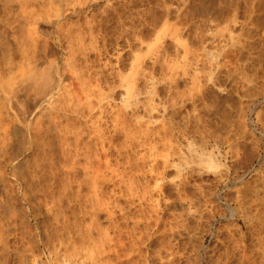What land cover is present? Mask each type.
Instances as JSON below:
<instances>
[{"label": "rangeland", "instance_id": "rangeland-1", "mask_svg": "<svg viewBox=\"0 0 264 264\" xmlns=\"http://www.w3.org/2000/svg\"><path fill=\"white\" fill-rule=\"evenodd\" d=\"M240 1L241 9L230 12L238 21L231 24H208L200 0L174 2L187 8L184 24L178 25L182 35L172 36L176 27L167 29L161 23L91 28L72 16L74 0H0V264L226 261L233 251L235 224L218 200V171L229 172L237 140H260L264 133V0H248L246 5ZM143 2L139 9L151 15L163 0ZM243 17L247 23H239ZM73 66L97 78L93 85H83L85 90L75 84L84 95L91 94L83 96V103L92 105L96 116L91 121L102 127V139L85 137L91 123L87 118L39 100L41 83L58 80L65 70L70 76ZM131 75L137 82L128 89L138 95L126 108L120 94L127 85L121 86V80ZM121 112L128 117L126 126L114 123ZM55 114L61 120L56 121ZM60 123L83 128V142L93 153L100 151L103 141L106 159L99 165L95 154L91 160L83 153L78 157L75 137L71 148L62 145ZM123 127L129 128L126 133ZM258 164L259 160L246 180ZM88 197L112 217L106 239L91 246L83 244L81 235L90 224L84 213L94 203ZM64 228L72 238L66 239V231L62 236ZM60 235L70 241L65 243L71 245L68 253L77 252L75 263L63 262V255L59 263L52 262L49 252L53 244L59 245ZM65 246H57V251L62 254Z\"/></svg>", "mask_w": 264, "mask_h": 264}, {"label": "bare ground", "instance_id": "bare-ground-1", "mask_svg": "<svg viewBox=\"0 0 264 264\" xmlns=\"http://www.w3.org/2000/svg\"><path fill=\"white\" fill-rule=\"evenodd\" d=\"M144 0H117L116 2H114V0H74V5H73V15H75V17L77 18V20L79 22H83L87 25H89L91 28L94 27H98V26H111L112 23H116L118 25H132V26H138V27H146V24H153L151 25L152 27L157 24H163L167 26V29L169 28L168 26L173 29V31L171 32L172 36H180L182 35V33L179 30L178 25L181 26V24H184L183 22V12L186 10L187 7H184L180 4L174 6V2L179 1V0H163V3L161 5V7H159V10L154 11L151 15H148V13L145 11L141 12L140 6L143 5ZM186 1H193V0H186ZM199 1V0H198ZM201 2L199 4H201L202 10L205 13V21L208 24H213V23H226V24H231L233 22H237L238 20L236 19L237 17H233V14H231L230 12L235 10H239L241 9V1L240 0H235V1H229V0H200ZM263 1V0H262ZM149 2V1H148ZM244 5L247 4L248 0H244ZM259 2V1H258ZM261 2V0H260ZM110 3V4H109ZM243 3V2H242ZM191 4V3H190ZM187 5V4H186ZM146 6V5H145ZM173 6V7H172ZM252 6V5H251ZM142 8V6H141ZM185 8V10H184ZM100 9V10H99ZM93 11H101L100 15H96ZM246 12V11H245ZM203 13V14H204ZM238 15V13H237ZM243 15V14H242ZM236 16V15H235ZM201 17V16H200ZM251 17V16H250ZM249 18V17H247ZM74 19V18H73ZM239 23L240 22H248V20L246 18L243 17L239 18ZM237 20V21H236ZM78 22V24H79ZM246 22V23H247ZM187 23V22H186ZM82 25V23H81ZM86 25V26H87ZM113 25V24H112ZM117 25V26H118ZM150 26V25H148ZM235 26V25H234ZM88 27V26H87ZM112 27V26H111ZM178 27V28H177ZM90 28V29H91ZM144 28V27H143ZM110 29V28H109ZM166 29V30H167ZM92 30V29H91ZM111 31V30H110ZM183 31V30H182ZM151 32V31H150ZM120 33V32H119ZM142 33V32H141ZM167 32H164L163 35H167ZM161 35V34H160ZM159 35V38H160ZM162 35V36H163ZM200 37V36H199ZM120 38V37H119ZM149 38V37H148ZM184 40V39H183ZM247 40V39H246ZM25 41V40H24ZM62 41V40H61ZM75 41V40H74ZM32 42V40H31ZM206 43V42H205ZM183 46V45H182ZM69 48V47H67ZM130 48V47H129ZM31 52V51H30ZM211 52V51H210ZM218 52V51H217ZM9 53V52H8ZM189 54V52H188ZM229 55V53H228ZM177 56V55H176ZM229 57V56H228ZM83 58V57H82ZM28 59V57H27ZM248 59V58H247ZM252 59V58H251ZM250 59V60H251ZM69 60V59H68ZM71 60V59H70ZM155 62V61H154ZM161 62V61H160ZM174 62V61H173ZM9 63V62H8ZM71 63H69L70 65ZM174 64V63H173ZM191 64V63H189ZM260 64V63H259ZM35 67V65H34ZM66 67V66H65ZM85 67V66H84ZM250 67V66H249ZM82 68V67H81ZM91 68V67H90ZM89 68V69H90ZM168 68V67H167ZM87 69V70H89ZM93 69V68H91ZM101 72V69H99ZM98 70V71H99ZM45 71V70H44ZM67 70L63 71L61 73V76L59 77L58 80L52 82V81H47L46 79L44 80V82L41 83V87L40 90L41 92H38L39 95L41 93L42 97L39 100L42 102H48L49 104L53 105L54 108H56L57 110H66L67 111H73L77 114H79L81 117L87 118L86 121L87 122H91L90 126H85L87 127V135L85 137L89 136L90 137L94 136L97 138L102 139L103 138V130L102 127L100 126V124L95 125L94 126V122H92V118H94V115L92 113L94 109H92V105L90 107V105H85L84 106V99L83 96L85 98L89 97L90 95L88 93H85V95L88 94V96L84 95V92L82 91V89H80L78 87V85H89L92 84L94 82L97 81L93 79L94 76H88L86 77V73H79L77 71V68H75L73 66L72 70L70 69V76L68 77L66 73H68ZM84 71V70H83ZM82 71V72H83ZM90 71V70H89ZM33 72V70H32ZM37 72V71H36ZM85 72H87L85 70ZM92 72V71H91ZM213 72V71H212ZM227 72V71H226ZM96 73V71H95ZM94 73V74H95ZM98 73V72H97ZM119 73V72H118ZM194 73V72H193ZM99 74V73H98ZM103 74V73H101ZM100 74V77H101ZM165 74V73H164ZM224 75V74H223ZM2 76V75H1ZM44 76V75H43ZM103 76V75H102ZM197 76V75H196ZM48 77V76H47ZM99 77V75L97 76ZM99 77V80H100ZM107 77V76H106ZM26 78V77H25ZM44 78V77H43ZM104 78V77H103ZM153 78V77H152ZM41 79V78H40ZM49 79V78H48ZM102 79V78H101ZM150 79V78H149ZM192 79V78H191ZM43 80V79H42ZM108 81V80H107ZM106 81V83H107ZM111 81V80H110ZM14 82V81H13ZM78 82V83H77ZM99 82V81H98ZM103 82V80H102ZM105 82V81H104ZM103 82V83H104ZM137 82V78H135V75H131L128 76L127 79L123 78L121 80V86L127 85L126 86V92H123L122 94H120L121 97V101H123L125 107H130L134 104V102H136L135 100L133 101V99H135V95L137 94V91L133 94L131 93V91L128 89L129 87H131V85L136 84ZM75 83H77L78 85H76ZM145 83V82H144ZM33 84V83H32ZM192 84V83H191ZM1 85V84H0ZM30 85V84H29ZM87 85V87H88ZM107 85V84H106ZM83 86V87H84ZM91 86V85H90ZM102 86V85H101ZM113 86V85H112ZM147 86V85H146ZM18 87V86H17ZM21 87V86H20ZM30 87V86H29ZM68 87L70 88L68 90ZM139 87V86H138ZM90 88V87H89ZM95 88V87H94ZM6 89V88H5ZM108 89V88H107ZM117 89V87H113V92L115 93V90ZM39 90V88H38ZM85 90V87H84ZM96 90V88H95ZM111 90V89H110ZM33 91V90H32ZM89 91V90H88ZM99 91V90H97ZM95 91V93L97 92ZM91 92V91H90ZM118 92V90L116 91ZM143 92V91H142ZM155 92V91H154ZM37 93V95H38ZM101 93V92H100ZM99 93V94H100ZM169 93V92H168ZM18 94V93H17ZM98 94V92H97ZM176 94V93H175ZM15 95V94H14ZM40 95V96H41ZM101 95V94H100ZM102 94L100 98H103ZM118 95V93H117ZM138 95V94H137ZM136 95V96H137ZM92 96H93V91H92ZM91 96V97H92ZM99 96V95H98ZM107 96V95H106ZM157 96V95H156ZM255 96V95H254ZM30 97V96H29ZM94 97V96H93ZM172 97V96H171ZM256 97V96H255ZM20 98V97H19ZM90 98V97H89ZM88 98V99H89ZM88 99L86 101H88ZM173 99V98H172ZM190 99V98H189ZM10 100V99H9ZM91 100V99H90ZM100 100V99H99ZM97 99V101H99ZM137 100V99H136ZM148 100V99H147ZM16 101V100H15ZM73 101V102H72ZM75 101L78 103L77 105H75ZM96 101V102H97ZM149 101V100H148ZM70 102V103H69ZM92 102V101H91ZM141 102V101H140ZM60 103H63L64 105L61 107ZM100 102H98L99 104ZM24 104V103H23ZM69 104H71V106H68ZM93 104V103H92ZM97 104V105H98ZM137 105V104H136ZM139 105V104H138ZM137 105V106H138ZM21 106V105H20ZM27 106V105H26ZM33 106V105H32ZM102 106V103H101ZM100 105H98V108L100 107ZM149 106V105H147ZM3 107V106H2ZM47 107V106H46ZM94 107V106H93ZM135 108V107H134ZM151 108V107H150ZM153 108V107H152ZM30 109V108H29ZM122 109V108H121ZM32 109L29 110V112ZM149 110V109H148ZM155 110V109H154ZM46 111V110H45ZM28 112V111H27ZM32 112V111H31ZM50 112V111H49ZM58 112V111H57ZM127 112V111H126ZM126 112H121L118 113V115H116L117 117L115 118V122H117L118 125L120 124H125L124 122H126ZM38 113V112H37ZM46 113H48L46 111ZM64 113V112H63ZM31 114V113H29ZM51 114V113H50ZM57 114V113H56ZM56 114L54 115V119L56 121H59L57 119L58 116H56ZM138 114V113H137ZM194 115V114H193ZM63 116V114H62ZM189 116V115H188ZM39 117V116H37ZM45 117V116H44ZM51 117V116H50ZM49 117V118H50ZM65 117V116H64ZM98 118V117H97ZM238 118V117H237ZM32 119V118H31ZM53 119V117H52ZM67 119V117L65 118ZM242 119V118H241ZM52 120V121H55ZM61 120V118H60ZM74 120V118H73ZM31 121L33 120H29L30 124ZM38 121V120H37ZM55 121V122H56ZM240 121V120H239ZM36 123V122H35ZM57 123V122H56ZM59 123V122H58ZM61 124V123H60ZM127 124V123H126ZM147 124V123H146ZM185 124V123H184ZM39 125V124H38ZM63 124H61L62 126ZM68 125V124H67ZM66 125V126H67ZM109 125V124H108ZM116 125V124H114ZM128 125V124H127ZM30 126V125H29ZM37 126V125H35ZM40 126V125H39ZM54 126V125H53ZM59 126V125H58ZM94 126V127H93ZM122 126V125H121ZM126 126V125H124ZM136 126V125H135ZM146 126V125H145ZM263 128H264V123L262 124ZM34 127V125H33ZM62 126L59 130L60 133L62 131V140L61 143L62 145H72L73 143L71 142V137H75L76 141V155L78 156L79 154L83 153V157L84 155L87 156V159L85 160H91L92 157L94 158V156H92L93 154H95L98 158V164L100 162V159H106L107 157V153H105V149H104V145H103V141H102V148H100V151L98 153H93V148H91V146H89L86 142H83V134H84V130L83 128L80 127L79 128H75V127H64ZM84 127V128H86ZM117 127V126H116ZM115 127V128H116ZM130 127V126H129ZM156 127V126H155ZM217 127V126H216ZM49 128V127H48ZM125 128V127H123ZM128 128V127H126ZM124 129L127 130V129ZM215 128V127H214ZM40 129V128H39ZM38 129V130H39ZM42 129V128H41ZM82 129V130H81ZM129 129V128H128ZM31 130V129H30ZM53 130V129H52ZM105 130V129H104ZM117 130V129H116ZM34 131V130H33ZM56 131V130H55ZM106 131V130H105ZM123 131V132H124ZM130 131V130H129ZM135 131V130H134ZM142 131V130H141ZM119 132V131H118ZM139 132V131H138ZM236 132V131H235ZM107 133V132H106ZM109 133V132H108ZM126 133V131H125ZM128 133V132H127ZM133 133V132H132ZM121 134V133H120ZM131 134V132L129 133ZM140 135V134H139ZM262 139H254L253 137L251 139H247L244 138L242 140H237L235 142L236 146L235 151L232 150L233 152L231 153V159H232V164L229 168V172L227 174L224 173V170L221 169L218 171V176H219V185H220V192L218 193V200L220 202V205L224 208V211H226L228 213L229 218L232 220V222L235 224L232 230V237H233V242H232V238L231 240V246H233L231 250H233L232 252H230V256L226 259H224V261L226 262H222L224 257H221L223 255H221L220 259H222V261H220V259L218 261L222 262L223 264H264V133L262 134ZM44 136V134H43ZM132 136V135H130ZM148 136V135H147ZM250 136V135H249ZM248 136V137H249ZM32 137V136H31ZM129 137V135H128ZM119 138V137H118ZM161 138V137H160ZM42 139V138H41ZM105 139V138H104ZM126 139V138H125ZM142 139V138H141ZM147 139V138H146ZM129 140V139H128ZM138 140V139H137ZM161 140V139H160ZM184 140V139H183ZM262 140V141H261ZM94 141V139H93ZM106 141V140H105ZM134 141V140H133ZM53 142V141H52ZM97 142V141H95ZM110 143V141H107ZM136 142V141H135ZM141 142V141H140ZM39 143V142H38ZM72 143V144H71ZM111 144V143H110ZM139 144V143H138ZM187 144V143H186ZM233 144V143H232ZM234 144V145H235ZM44 145V143H43ZM74 145V144H73ZM142 145V144H141ZM172 145V144H171ZM231 145V144H230ZM55 146V145H54ZM119 146V145H118ZM189 146V145H188ZM64 147V146H62ZM68 147V146H67ZM111 147V145H110ZM171 147V146H170ZM175 147V146H174ZM66 148V147H65ZM71 148V147H70ZM116 148V146H115ZM110 149V148H109ZM174 149V148H173ZM183 149V148H182ZM70 150V149H69ZM178 150V149H177ZM38 151V150H37ZM42 151V150H41ZM55 151V150H54ZM107 151V150H106ZM72 152V151H71ZM178 152V151H177ZM64 153V152H63ZM129 153V152H128ZM180 153V152H179ZM226 153V151H225ZM32 154V153H31ZM33 155V154H32ZM128 155V154H127ZM207 155V154H206ZM43 156V155H42ZM92 156V157H91ZM113 156V155H112ZM69 157V155H68ZM71 157V156H70ZM69 157V158H70ZM79 157V156H78ZM126 157V156H125ZM77 158V157H75ZM86 158V157H85ZM132 158V157H131ZM66 159V158H65ZM78 159V158H77ZM117 159V158H116ZM32 160V159H31ZM72 160V159H71ZM97 159H95L94 162L97 163L96 161ZM108 160V159H107ZM203 160V159H202ZM259 160V164L257 165V167H255L253 169L254 171V175L252 177H250V180H246V175L247 173H251L252 172V168L254 166V163ZM53 161V160H52ZM59 161V160H58ZM73 161V160H72ZM70 161V162H72ZM76 161V159L74 160ZM79 161V160H77ZM250 161V162H249ZM31 162V161H30ZM69 162V161H68ZM69 162V163H70ZM91 162V161H90ZM108 162V161H107ZM135 162V161H134ZM33 163V162H32ZM73 163V162H72ZM76 163V162H75ZM80 163V162H77ZM89 163V162H87ZM86 163V165H87ZM95 163V164H96ZM136 163V162H135ZM258 163V162H257ZM67 164V163H65ZM74 165V163H73ZM90 165V163L88 164ZM97 165V164H96ZM100 165V164H99ZM99 165L95 166L94 168H97ZM65 167V166H64ZM89 167H92L89 166ZM87 167V169L89 168ZM113 167V166H112ZM164 167V166H163ZM23 168V167H22ZM100 168V167H99ZM71 169V168H70ZM79 168L75 167V170H77ZM93 169V167L91 168ZM101 169V168H100ZM116 169V167H115ZM72 170V169H71ZM70 170V171H71ZM98 170V169H97ZM122 170V169H121ZM115 171V170H114ZM117 171V170H116ZM138 171V170H137ZM136 171V172H137ZM226 171V170H225ZM101 172V170H100ZM131 172V171H130ZM62 173V172H61ZM75 173V172H74ZM93 173H97L98 177V171H96L94 169ZM162 173V172H161ZM184 173V172H183ZM186 173V172H185ZM24 174V173H23ZM94 174V176H95ZM113 174V173H112ZM68 175V174H67ZM179 175V174H178ZM164 176V175H163ZM181 176V175H180ZM96 177V176H95ZM254 177V178H253ZM25 178V177H24ZM97 178V177H96ZM157 178V177H156ZM155 178V179H156ZM181 178V177H180ZM253 178V182H251V179ZM67 179V178H66ZM100 179V178H97ZM102 179V178H101ZM74 180V179H73ZM72 180V181H73ZM76 181V180H74ZM87 181V180H86ZM91 180L88 179V182H90ZM186 181V180H185ZM83 182V181H82ZM85 182V181H84ZM98 181L95 179L91 182L92 186L95 188V184ZM101 182V181H100ZM186 183V182H185ZM88 184V183H87ZM90 184V183H89ZM119 184V183H118ZM126 184V183H125ZM78 185V184H77ZM76 185V186H77ZM97 185V184H96ZM115 185V184H114ZM174 185V184H173ZM89 186V185H88ZM99 186V185H98ZM224 187H226L224 189ZM82 188V185H81ZM223 188V190H222ZM50 189V188H49ZM72 189V188H71ZM80 189V188H79ZM102 189V188H101ZM94 190V189H93ZM100 190V189H99ZM90 191V190H89ZM104 191V190H103ZM102 191V192H103ZM52 192V190H51ZM50 192V193H51ZM82 192V191H81ZM95 192V191H94ZM183 192V191H182ZM49 193V192H48ZM101 193V192H100ZM143 193V192H142ZM48 195V194H47ZM86 195V194H85ZM81 196V195H80ZM92 197V196H91ZM97 197V196H95ZM107 197V196H106ZM139 197V196H138ZM82 198V197H81ZM89 198V197H88ZM93 198V197H92ZM91 198V199H92ZM140 198V197H139ZM53 199V197H52ZM90 199V198H89ZM89 201H94L93 199ZM98 198L99 204H100V200L102 201V199ZM59 201V200H58ZM87 201V200H86ZM105 201V200H104ZM53 202V201H52ZM51 202V203H52ZM96 201H94V203L92 202L91 208H89L88 210L85 211L84 215L88 216V218L90 219V224L84 228L83 232L82 230H80L82 232V236H83V244H89V246H91L93 243L94 245H97L96 243L98 241H104L107 237V235L110 233V226L109 223L112 220L111 217V212L110 211H105V209L103 210L101 208V206H96L95 204ZM103 204V202H102ZM101 204V205H102ZM116 204V203H115ZM128 204V203H127ZM49 204H47L48 206ZM59 205V202H58ZM88 205V204H87ZM96 206V207H95ZM104 206V205H103ZM130 207V206H129ZM59 208V207H58ZM63 208V207H62ZM61 210V207H60ZM58 210V212L60 211ZM64 210V209H63ZM108 210V209H106ZM76 212V211H75ZM79 212V211H78ZM54 213V212H53ZM57 214V212H56ZM66 214V213H65ZM77 214V213H76ZM75 214V215H76ZM113 214V213H112ZM141 216V215H140ZM223 214H221V217L223 218ZM68 217V216H67ZM76 217V216H75ZM131 217V216H130ZM77 218V217H76ZM86 217H84L85 219ZM139 218V217H137ZM82 219V218H81ZM80 219V220H81ZM123 219V218H122ZM164 219V218H163ZM63 220V219H62ZM142 220V219H141ZM69 222V220H67ZM79 221V220H78ZM87 221V220H85ZM121 221V220H120ZM145 221V220H144ZM65 222V221H64ZM83 223V221H81ZM133 222V221H132ZM71 223V222H70ZM86 223V222H85ZM118 223V222H117ZM63 224V222H62ZM67 225V230L68 232L69 230V226L67 222L65 223ZM84 224V223H83ZM106 224V225H105ZM108 224V225H107ZM162 224V223H161ZM64 225V226H66ZM82 224H80L81 226ZM159 225V224H158ZM182 225V224H181ZM63 226V227H64ZM230 226V225H229ZM59 227V224L58 226ZM64 228V230L62 231H66ZM71 228V227H70ZM81 228H83L81 226ZM80 228V229H81ZM178 228V227H177ZM86 229V232H84ZM54 230V229H53ZM72 230V228H71ZM119 230V229H118ZM173 230V229H172ZM51 231V230H50ZM133 231V230H132ZM53 232V231H52ZM66 231V239H67V235L70 233H68ZM120 232V231H119ZM138 232V231H137ZM65 233V232H64ZM68 233V234H67ZM60 234V233H59ZM56 235V234H55ZM228 235V234H227ZM63 236V233H62ZM71 237L68 235V238ZM119 237V235H118ZM49 238V237H48ZM47 238V239H48ZM54 238V236H53ZM57 238V237H56ZM61 238V235H60ZM59 238V239H60ZM72 238V237H71ZM97 238V239H95ZM109 238V237H108ZM117 238V237H116ZM58 239L59 245H54L52 248L54 250H51L49 253L52 254V259L54 261L52 262H60V257L62 259L63 255V262L65 261H69L71 263H75L76 261V257H77V252L72 250V253H68V251L70 250L68 248V245L65 244L67 243L65 237L61 238L60 240ZM103 239V240H102ZM174 239V238H173ZM56 240V239H55ZM54 240V241H55ZM73 240V239H72ZM110 240V238H109ZM48 241V240H46ZM51 241V240H50ZM167 241V240H166ZM56 243H58L57 241H55ZM70 242V241H69ZM74 242V241H73ZM81 242V241H80ZM48 243V242H47ZM129 243V242H128ZM134 243V242H133ZM165 243V242H164ZM169 243V242H168ZM51 244V243H50ZM69 244V243H68ZM72 244V243H71ZM158 244V243H157ZM62 245H66L65 247H63V249L61 248V250L63 251L62 254H60V251H57L59 247H61ZM78 245V244H77ZM104 245V244H103ZM135 245V244H134ZM151 245V244H150ZM59 246V247H57ZM230 246V247H231ZM74 247V246H72ZM76 247V246H75ZM97 247V246H96ZM105 247V246H104ZM108 247V246H107ZM223 247V246H221ZM229 247V246H228ZM78 248V247H77ZM110 248V247H109ZM118 248V247H117ZM69 249V250H68ZM80 249V248H79ZM82 249V248H81ZM98 249V248H97ZM226 249V248H225ZM76 250V249H74ZM153 250V248H152ZM159 250V249H158ZM222 249H220L221 251ZM107 251V250H106ZM228 251V250H227ZM108 253V252H107ZM101 254V253H100ZM221 254H223V252L221 251ZM98 255V254H97ZM130 255V254H129ZM220 255V253H219ZM80 257V256H79ZM129 258V257H128ZM127 258V259H128ZM78 259V258H77ZM107 258H105L106 260ZM115 260V259H113ZM130 260V259H129ZM145 260V259H144ZM109 261V260H108ZM112 261V260H111ZM102 262V261H101ZM137 262V261H136ZM62 263V262H61ZM96 263V262H95ZM94 263V264H95ZM65 264V263H64ZM132 264V263H131ZM181 264V263H180ZM216 264V263H215ZM221 264V263H218Z\"/></svg>", "mask_w": 264, "mask_h": 264}]
</instances>
